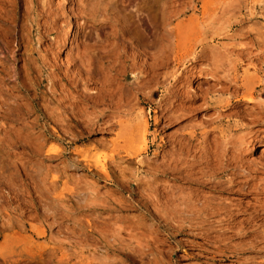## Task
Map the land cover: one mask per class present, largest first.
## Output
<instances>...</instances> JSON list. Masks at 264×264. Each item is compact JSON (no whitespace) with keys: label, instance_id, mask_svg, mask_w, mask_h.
I'll return each instance as SVG.
<instances>
[{"label":"rangeland","instance_id":"rangeland-1","mask_svg":"<svg viewBox=\"0 0 264 264\" xmlns=\"http://www.w3.org/2000/svg\"><path fill=\"white\" fill-rule=\"evenodd\" d=\"M75 1L0 0V264H264L263 250L225 255L228 230L227 243L207 244L163 231L143 207L155 153H173L189 131L199 147L244 140L237 153L254 184L249 197L203 195L264 207V0ZM82 2L94 14L80 15ZM105 110L125 115L121 125L110 115L86 129ZM142 138L140 164L124 149Z\"/></svg>","mask_w":264,"mask_h":264},{"label":"bare ground","instance_id":"bare-ground-1","mask_svg":"<svg viewBox=\"0 0 264 264\" xmlns=\"http://www.w3.org/2000/svg\"><path fill=\"white\" fill-rule=\"evenodd\" d=\"M75 1V0H74ZM78 1V0H76ZM75 1V3H76ZM82 0H79L81 2ZM84 1V0H83ZM94 0H86L87 3L91 5V3ZM96 1V0H95ZM85 2V1H84ZM84 2L79 3L81 4L78 7V11L81 13L80 15H89L94 14L92 11V7L90 11H87V8L83 6ZM91 2V3H90ZM97 3V2H95ZM73 4V3H72ZM78 4V3H77ZM94 4V2H93ZM92 4V6H93ZM100 4V3H99ZM86 5V4H85ZM82 6L84 8H82ZM102 6V5H100ZM104 6V5H103ZM107 6V5H106ZM89 8V6H86ZM95 7V6H93ZM99 7V6H98ZM100 10L94 8L98 12V10L102 13L105 9ZM105 8V7H104ZM83 9V10H82ZM107 9V7H106ZM114 10V8H112ZM43 10V9H42ZM46 11V10H45ZM71 11V10H70ZM111 11V10H110ZM19 12V11H18ZM72 12V11H71ZM77 13V11H76ZM105 13V12H104ZM60 14V13H59ZM67 14V13H66ZM79 15V13H77ZM68 15V14H67ZM90 15V16H91ZM110 15V14H109ZM59 16V15H58ZM69 16V15H68ZM113 16V15H112ZM83 17V16H81ZM87 17V16H84ZM89 17V16H88ZM94 16H91V18ZM107 17V16H106ZM100 18V17H99ZM93 19V18H92ZM98 19V18H97ZM37 20V19H36ZM96 20V19H95ZM47 21V20H46ZM88 21V20H87ZM56 22V23H55ZM54 23L57 24V21ZM118 22V21H117ZM84 24V23H83ZM56 26V25H55ZM59 26V24H57ZM61 26V25H60ZM72 26V25H71ZM54 27V26H53ZM70 27V26H69ZM64 28V27H63ZM47 29V28H46ZM55 30V28H52ZM59 29V27H58ZM62 29V27L60 28ZM59 29V30H60ZM57 30L54 34L58 36L57 39H54L55 47L59 45V42H61L60 39V31ZM170 30V29H169ZM50 32V31H49ZM62 33V32H61ZM85 33V32H84ZM53 34V33H52ZM71 35V34H69ZM85 35V34H84ZM43 36V35H42ZM79 36V35H78ZM72 37V36H71ZM47 38V37H46ZM43 40V39H41ZM77 40V39H76ZM77 42V41H76ZM82 42V41H81ZM86 43V42H85ZM77 44V43H76ZM75 44V45H76ZM31 45V44H30ZM53 45V43H52ZM83 45V44H82ZM86 45V44H84ZM83 45V46H84ZM54 46V45H53ZM51 47V46H50ZM58 47V46H57ZM79 46H77V50ZM54 48V47H53ZM50 49V48H49ZM84 50V49H83ZM82 50V51H83ZM73 51V50H72ZM40 52V51H39ZM85 52V51H84ZM83 52V53H84ZM74 56H76L77 52H74ZM81 53V52H80ZM82 53V54H83ZM71 58H75L74 56ZM82 54H79L82 55ZM89 55V54H88ZM39 56V55H38ZM85 56V55H84ZM83 56V57H84ZM91 56V55H90ZM35 57V56H34ZM44 57V56H43ZM82 57V56H81ZM80 57V60H82ZM68 58V57H67ZM79 58V57H77ZM85 58V57H84ZM78 60V61H80ZM120 60V59H119ZM124 60V59H123ZM68 61V60H67ZM73 61V60H72ZM75 61V60H74ZM83 61V60H82ZM86 61V60H85ZM76 63V62H75ZM83 63V62H82ZM124 64V63H123ZM52 65V64H51ZM118 65V64H117ZM76 66V65H75ZM114 68V67H113ZM124 69V68H123ZM132 69V68H131ZM151 69V68H150ZM115 72V71H114ZM117 72V71H116ZM121 72V71H120ZM123 72V71H122ZM119 74V73H118ZM136 74V73H135ZM215 76V75H214ZM214 76L210 75L209 78H215ZM137 77V76H136ZM217 77V76H216ZM138 79V78H137ZM107 80V79H106ZM82 81V80H81ZM115 82V81H114ZM119 83V82H118ZM137 83V82H136ZM135 83V84H136ZM150 84V83H149ZM84 85V84H83ZM119 85V84H117ZM138 86V85H137ZM148 86V85H147ZM85 87V86H84ZM83 87V88H84ZM112 87V86H111ZM110 87V88H111ZM120 87V86H119ZM147 88V87H146ZM119 89V88H118ZM151 89V88H150ZM54 90V89H53ZM85 90V89H83ZM111 91V90H110ZM105 92V91H104ZM114 92V91H113ZM87 93H89L87 91ZM86 93V94H87ZM85 94V95H86ZM125 94V93H124ZM127 94V93H126ZM148 94V93H147ZM84 95V96H85ZM89 95V94H88ZM120 95V94H119ZM248 95V94H247ZM87 96V95H86ZM90 96V95H89ZM110 96V95H109ZM126 95H124L125 97ZM67 98V97H66ZM76 98V97H75ZM117 98V97H116ZM119 98V97H118ZM128 98V97H127ZM149 98V97H148ZM121 100V97L119 98ZM98 100V99H97ZM68 101V100H67ZM251 101V99H250ZM121 102V101H118ZM118 102H116L118 104ZM98 103V102H97ZM105 103V102H103ZM109 103V102H108ZM107 103V104H108ZM115 103V104H116ZM122 103V102H121ZM69 104V103H68ZM102 104V103H101ZM133 104V103H132ZM135 104V103H134ZM72 105V104H70ZM95 105V104H94ZM131 105V104H130ZM69 106V105H68ZM96 106V105H95ZM100 106V105H99ZM104 106V105H103ZM47 107V106H46ZM49 107V106H48ZM70 107V106H69ZM79 107V106H78ZM115 107V106H114ZM113 107V108H114ZM127 107V105H126ZM125 107V108H126ZM131 107V106H130ZM97 108V107H96ZM122 108V105L121 107ZM134 108V107H132ZM104 109V108H103ZM115 109V108H114ZM143 109V108H142ZM70 110V109H68ZM81 110V109H80ZM79 110V111H80ZM85 110V109H84ZM87 110V109H86ZM121 110V109H120ZM141 110V109H140ZM54 111V110H53ZM76 111V110H75ZM96 111V110H95ZM119 112V110L117 109ZM164 111V110H163ZM69 112V111H67ZM71 112V110H70ZM82 113V110L80 111ZM79 112V113H80ZM88 112V111H87ZM112 112V111H111ZM110 111H103L99 113V115H95L93 119L89 118L91 115H89V119L91 121L87 123L86 129H90L94 131L93 129L103 126L107 123L105 118L110 115H112L110 118L111 120H118V116L121 114H115L116 111L112 112ZM179 112V111H178ZM55 113V112H54ZM57 113V112H56ZM85 113V112H84ZM174 113V112H173ZM185 113V112H184ZM61 114V113H60ZM71 114V113H70ZM78 114V113H77ZM83 114V113H82ZM94 114V113H92ZM146 114V113H145ZM144 114V115H145ZM56 115V114H55ZM58 115V113H57ZM72 115V114H71ZM75 115V113H74ZM79 115V114H78ZM81 115V114H80ZM181 115V114H180ZM171 116L166 117L162 116V118H165V123L167 121H173L175 119L176 121L182 116ZM183 115V114H182ZM53 116V115H52ZM88 116V115H86ZM93 116V115H92ZM125 117V115H121ZM120 116V118H121ZM185 116V114H184ZM58 117V116H57ZM78 116H76L77 118ZM195 117V116H194ZM216 117V116H215ZM219 117V116H218ZM60 118V117H59ZM81 118V117H80ZM79 118V119H80ZM86 119V118H85ZM177 119V120H176ZM205 119V118H204ZM56 120V119H55ZM82 120V119H81ZM120 120V119H119ZM117 121L119 125H121L120 121ZM78 121V120H77ZM156 121L160 122V119L156 118ZM162 121V120H161ZM168 123H171V122ZM173 121V122H174ZM179 121V120H178ZM187 121V120H186ZM206 121V120H205ZM209 121V120H208ZM207 121V122H208ZM56 122V121H55ZM63 122V121H62ZM111 122V121H110ZM143 122V121H142ZM112 123V122H111ZM115 125V122H113ZM146 123V124H145ZM145 133L143 136L145 139L147 138V131H148V121L145 122ZM193 123V122H192ZM159 124V123H158ZM187 124V123H186ZM209 124V123H206ZM205 124V125H206ZM83 125V124H82ZM108 125V124H107ZM163 125V124H162ZM203 125V124H202ZM101 126V127H102ZM140 126V125H139ZM197 126V125H196ZM105 128V127H104ZM140 128V127H139ZM183 128V127H182ZM186 128V126H185ZM187 129V128H186ZM89 130V131H90ZM98 130V129H97ZM142 131V130H141ZM184 131V130H183ZM215 131V130H214ZM85 132V131H84ZM207 132V131H206ZM209 133V132H208ZM182 135V134H181ZM206 135V133H205ZM196 134L194 132H186L183 134V138L180 140H177L176 145L178 146L177 150H173V153L171 151L162 150L163 154H160V151L155 153L156 156H162V161L159 163H156L154 167H150L151 169L147 171L148 177L147 180V187L145 190L152 191V193H148L146 196V201L143 203V207L147 210V213L149 212V215L152 216L151 218L155 219L159 222H164L163 226L165 227L163 231L170 232V231H176V232H183V231H197V233L193 232L194 238H202L204 241L207 239L211 240L216 238H221L223 233H225L227 230L232 232V235L225 238L226 240L229 239L234 240L237 237L241 238H248L247 240L237 244H231V242H226L223 238L219 239L220 241L224 240L227 244V249H222L223 253L228 254L230 252V257L235 258H242V256H246L245 254L257 252L260 250L264 251V229H261L264 226V207H262L261 203L259 205L257 204H251L249 202H239L236 203L232 199L224 198V197H216V196H207L206 194L203 195L201 192V189L203 188H210L211 191H217L219 192H225V191H231L232 193H241L243 197H246L250 194H253L254 184H251V181L245 180L243 177L246 178L247 175L250 174V171H247L248 168L244 167V165H241V160L238 156V150L242 149V145L244 144L243 141H236L232 142L230 141V137L226 138L225 135H222L221 145L220 141H217V138L214 141L215 149L212 147V141L209 142L207 139L204 141V145H201V147L198 146L199 143H197ZM236 136V135H235ZM203 137V138H202ZM207 137V136H206ZM205 137V138H206ZM215 137V136H214ZM213 137V138H214ZM238 137V136H237ZM180 138V137H179ZM200 138L205 139L204 135H202ZM240 138V137H239ZM243 138V137H241ZM240 138V139H241ZM246 138V137H245ZM229 139V140H228ZM234 139V138H233ZM201 140V139H200ZM210 140V138H209ZM232 140V139H231ZM238 140V139H237ZM234 141V140H233ZM246 141V140H245ZM143 142V138H142ZM146 142V141H144ZM143 142V143H144ZM199 142V140H198ZM202 142V141H201ZM207 142V144H205ZM209 142V143H208ZM218 142V144H217ZM201 144V143H200ZM203 144V143H202ZM110 145V144H109ZM199 147V148H198ZM158 149H161L162 146H158ZM164 148V147H163ZM148 151V143H145V146L143 147H137V148H127L124 149V156L130 157V158H139L140 164L144 163L143 160L140 158L142 154ZM157 151V150H156ZM241 152V151H239ZM162 153V152H161ZM194 153V154H193ZM199 153V154H198ZM264 161V155L261 154V156ZM148 158V157H147ZM86 159V158H85ZM122 159V158H121ZM243 160V159H242ZM115 161V160H114ZM112 162V161H111ZM128 162V161H127ZM132 162V161H131ZM120 163V162H119ZM126 163V162H125ZM124 163V164H125ZM264 163V162H263ZM102 164V163H101ZM250 165V164H249ZM100 167V166H99ZM121 167V166H120ZM149 167V166H148ZM104 171L107 170V166L105 164L101 165L100 167ZM256 168V167H255ZM124 169V168H122ZM254 169V168H253ZM106 172V171H105ZM122 172V170H121ZM107 173V172H106ZM136 173V172H135ZM134 173V174H135ZM133 174V176H134ZM139 174V173H138ZM118 175V174H117ZM251 175V174H250ZM124 176V175H123ZM249 177V176H248ZM126 174L125 177H121L117 180H126ZM130 178V177H129ZM116 179V178H115ZM128 179V178H127ZM138 179V178H137ZM140 179V178H139ZM138 179V180H139ZM145 179V178H144ZM244 179V180H243ZM130 180V179H128ZM136 180V179H135ZM122 181V182H123ZM127 181V180H126ZM171 181H174L176 185L171 183ZM146 183V182H145ZM126 184V183H125ZM124 184V185H125ZM178 184V185H177ZM186 184L191 185H197L198 188L191 189V185L188 186L190 188H186ZM136 188H133L134 194L138 195L140 192L144 193V187L141 185L142 191L139 189V183L135 185ZM256 186V185H255ZM208 188V189H209ZM139 189V190H136ZM256 190V189H255ZM140 191V192H138ZM203 191V190H202ZM205 191V190H204ZM146 192V191H145ZM149 192V191H148ZM209 194V193H208ZM213 194V193H212ZM222 194V193H221ZM144 195V194H143ZM142 195V197H143ZM146 195V194H145ZM133 197V196H132ZM134 198V197H133ZM231 198V197H230ZM259 199V198H258ZM138 201V200H137ZM144 201V200H143ZM255 201V200H254ZM142 203V201L140 202ZM130 206V205H129ZM138 206V205H137ZM120 207V206H119ZM242 215H246V217L241 218ZM144 218V217H143ZM139 221V220H138ZM92 222V221H91ZM105 222V221H104ZM110 222V221H109ZM123 224V223H122ZM148 224V223H147ZM143 225V224H142ZM96 226V225H95ZM162 226V225H161ZM93 227V226H92ZM118 227V226H117ZM149 227V226H148ZM151 227V226H150ZM116 228V227H115ZM122 228V227H120ZM144 228V227H142ZM146 228V227H145ZM160 228V227H159ZM158 228V229H159ZM130 229V228H127ZM125 230V228H124ZM135 230V229H134ZM133 230V231H134ZM153 230V229H152ZM115 231V230H114ZM120 231V230H119ZM127 231V230H125ZM142 231V230H141ZM159 231V230H158ZM129 232V231H128ZM151 232V230L149 231ZM148 232V233H149ZM133 232H131L132 234ZM227 234L229 232H226ZM225 233V236H227ZM150 234V233H149ZM153 234V233H152ZM215 234V235H214ZM230 234V233H229ZM121 235V233H120ZM130 235V234H129ZM135 235V233L133 234ZM147 235V234H146ZM119 236V235H117ZM141 236V235H140ZM150 236V235H149ZM224 236V237H225ZM145 237V236H144ZM136 238V236H135ZM150 238V237H149ZM138 239V237L136 238ZM216 239V241L218 240ZM135 240V239H134ZM121 241V240H120ZM145 241V240H144ZM223 241V242H224ZM235 241V240H234ZM194 242V240L192 241ZM197 242V241H196ZM203 242V240H202ZM209 242V243H210ZM224 242V243H225ZM240 242V241H239ZM115 243V242H114ZM147 243V242H146ZM204 243V242H203ZM208 244V241L206 242ZM214 243V242H213ZM212 243V244H213ZM141 244V243H140ZM143 244V243H142ZM111 245V244H110ZM144 245V244H143ZM146 246V245H145ZM150 246V245H149ZM148 246V247H149ZM134 247V246H133ZM135 249V248H134ZM145 249V248H144ZM143 250V249H142ZM225 254V255H226ZM250 256V255H248ZM227 257V256H226ZM247 260H249V257H246ZM245 258V259H246ZM249 258V259H248ZM236 260V259H235Z\"/></svg>","mask_w":264,"mask_h":264}]
</instances>
